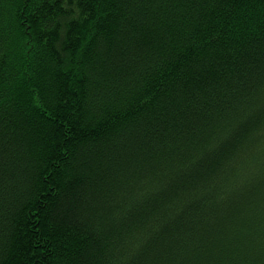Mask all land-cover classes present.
Listing matches in <instances>:
<instances>
[{
	"label": "trees",
	"instance_id": "trees-1",
	"mask_svg": "<svg viewBox=\"0 0 264 264\" xmlns=\"http://www.w3.org/2000/svg\"><path fill=\"white\" fill-rule=\"evenodd\" d=\"M0 264H264V0H0Z\"/></svg>",
	"mask_w": 264,
	"mask_h": 264
}]
</instances>
